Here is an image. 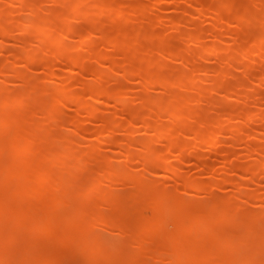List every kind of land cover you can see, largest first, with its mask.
I'll return each instance as SVG.
<instances>
[{
	"label": "rangeland",
	"instance_id": "obj_1",
	"mask_svg": "<svg viewBox=\"0 0 264 264\" xmlns=\"http://www.w3.org/2000/svg\"><path fill=\"white\" fill-rule=\"evenodd\" d=\"M99 5L108 9V19L98 21ZM56 100L57 112L51 108ZM0 105L6 107L0 114L9 116L0 131V177L14 158V141L38 134L25 156L14 159L29 174L7 180L0 198L6 192L18 200L14 188L23 181L34 186L31 172L49 151L72 153L75 165H52L55 172L64 169L66 183L56 192L54 175L49 178L48 196L60 198L51 212L56 223H46L45 235L72 230L86 249L75 254L61 243L34 254L52 250L59 257L55 264H128L125 256L132 255L134 264L264 263V0H0ZM130 111L140 115L130 119ZM47 112L52 114L45 117ZM233 127L236 132L229 131ZM245 163L256 164L257 173L236 166ZM132 193L136 209H121L120 201ZM50 200L32 197L22 205L50 209ZM86 202L89 218H77ZM156 211H164L163 220L148 228ZM207 213H217L216 220L201 228L195 217ZM109 215L121 217V225L102 218ZM185 218L191 220L186 230ZM28 222L26 216L9 228L25 233ZM255 227L252 240L262 248L230 244V237L236 243ZM190 243L201 250L181 248ZM19 248L8 249L17 260Z\"/></svg>",
	"mask_w": 264,
	"mask_h": 264
},
{
	"label": "bare ground",
	"instance_id": "obj_2",
	"mask_svg": "<svg viewBox=\"0 0 264 264\" xmlns=\"http://www.w3.org/2000/svg\"><path fill=\"white\" fill-rule=\"evenodd\" d=\"M116 4V3H115ZM114 4V5H115ZM115 6H117V5H115ZM102 7V6H101ZM100 7V5H99V7L97 8V18L99 19L98 21H100V20H102V19H108L110 16L108 15V13H107V11H108V9H106V10H103L104 8H105V6H104V4H103V7L101 8ZM107 8V7H106ZM133 8V7H132ZM215 13L218 15V17H222V14H221V12H220V9L219 8H216L215 9ZM96 18V17H95ZM94 21H96V20H94ZM1 28H4V27H1ZM3 30V33L5 32V34L7 33L5 30H7V29H2ZM75 32H77V31H75ZM2 33V34H3ZM133 41H134V39H133ZM56 49L60 52L61 51V46H59V45H57L56 46ZM63 51V50H62ZM61 51V52H62ZM243 51L246 53V52H248L249 51V45H246L244 48H243ZM18 54V53H17ZM58 54V53H57ZM59 55V54H58ZM110 55V54H109ZM56 57H58V58H60L59 56H57V55H55ZM79 56H80V54H79ZM106 57L108 56V54L107 55H105ZM33 57V56H32ZM32 57H28V59H30V58H32ZM58 58H56V59H58ZM72 59H74L75 61L78 59H76V57H71ZM80 58V57H79ZM81 58H82V56H81ZM111 58V57H110ZM109 59V58H108ZM60 60V59H59ZM80 60V59H79ZM109 60H112V58L111 59H109ZM28 61V60H27ZM78 61V60H77ZM78 62H80V61H78ZM245 67H244V70L245 71H247V70H249V64L247 63V64H245L244 65ZM101 74H100V72H98L97 71V75H95V76H100ZM23 76V75H22ZM24 77V76H23ZM22 77V78H23ZM143 77H144V79H145V75H143ZM142 77V78H143ZM21 78V79H22ZM22 80H26L25 78L24 79H22ZM225 87H226V85H224ZM227 88V87H226ZM100 92V90H97V93H99ZM101 94H102V92H100ZM99 93V94H100ZM107 93V92H106ZM105 93V94H106ZM253 96H256V95H260V93H259V91H255V93H251ZM13 100H11V102H12ZM6 102H8V103H11L10 101H7V99H6ZM6 102L4 103H2V104H6ZM16 102V101H15ZM53 103H55L53 106H51V108L54 110V111H58V109H59V107H58V102H57V100H56V102H52L51 104H53ZM12 104V103H11ZM15 105V104H14ZM8 106V105H7ZM0 107H1V105H0ZM2 109H3V107H1ZM6 108V107H5ZM4 108V109H5ZM239 108V107H238ZM3 109V110H4ZM2 110V112H4ZM242 110V109H241ZM241 110L238 112L239 114H241L242 112H241ZM1 111V110H0ZM47 111L48 112H50L48 109H47ZM48 112H47V114H45L46 116L45 117H48V116H50V114H52V112L51 113H49L48 114ZM241 112V113H240ZM244 112V111H243ZM94 113H95V111H90L89 112V115H94ZM130 113V119H134L135 117H138L140 114H139V112H135V111H130L129 112ZM237 113V114H238ZM238 114V116L240 117V115ZM245 114L244 113H242L241 114V116H243V117H240V118H244V119H241V120H244V121H239V122H241V124L243 125L244 123H242V122H245V116H244ZM8 120H9V116L7 115V116H5V115H2V114H0V131H1V128L3 129V127L8 123ZM217 124H219V126H221V123L220 122H217ZM145 125H147V124H145ZM224 125H222L221 127H223ZM108 127V126H107ZM238 127V126H237ZM237 127L235 128V127H233V128H231L229 131L230 132H236L237 131ZM224 128V127H223ZM224 129H226V128H224ZM88 130V129H87ZM236 130V131H235ZM162 130H159V132L161 133V135H163V133L161 132ZM90 132V131H89ZM35 132H30V133H28V135H22V136H25V138L23 137V142H22V144L21 143H19V142H21V141H19L18 139H17V141H14V144L11 146V147H9V150H10V152L12 153V155H14V158H11L12 159V161H14V159H21V158H23L24 156H25V154H26V151L28 150V148H29V146L32 144V142H34V140H36L37 139V137H38V134H34ZM200 134L201 133H199V132H197V138H198V136H199V138L198 139H200ZM20 136V135H19ZM21 136V137H22ZM62 138V137H61ZM118 137H116V138H114V137H111L110 138V141L109 142H111L112 144H120L119 143V141L120 140H118L117 139ZM16 140V139H15ZM121 142V141H120ZM141 143H143V142H141ZM141 143H140V145H141ZM111 144V145H112ZM61 145V144H60ZM119 146V145H118ZM145 147H148L147 145H144ZM56 148H60V147H56ZM4 149V151H5V148H3ZM208 149V148H207ZM63 150V149H62ZM214 150V148H212V146H209V150L208 151H213ZM226 150H230V149H226ZM52 151H54V150H52ZM64 151V150H63ZM225 153H226V151H225ZM229 153V152H228ZM70 154H72V153H70ZM70 154L68 153V152H65V153H59V152H56V151H54V153H52L51 151H49L47 154L45 153V155L42 157V159H41V162H40V164H39V166H40V168H37V170H35L34 172V174H32V172H31V175H34V177H35V179L34 180H36L35 182H34V186H32V185H30V184H28V181L26 180V181H23L21 184L19 183V185H20V187H17V186H19V185H17L15 188H14V190H16L14 193H15V196L16 195H19L20 196V198L17 200V199H14L11 195H9L8 193H6V192H2L3 193V195L1 196V198H0V264H55L57 261L56 260H58L56 257H58V255L57 256H54L53 254H50V252L52 251V250H49L48 251V256H45V255H41V254H38V255H36V254H34V252H35V250L37 251V250H40V249H59V248H56L55 246H60L59 244H64L62 247H64V246H67V244H70L71 246L69 247V248H71L72 250H74V249H76V250H74V252H75V254H80V253H84V250L86 249L82 244L83 243H81V242H79V241H77L76 239H75V236L72 234V230H63V231H61V233H58V232H56L55 233V235L53 236H50V235H45V226H46V223L48 224V223H56V222H52V221H54V218H52V216H51V212H52V209L55 207L54 205H57L59 202L57 201V200H59V194L58 195H56L55 194V197H56V201L58 202H56L55 201V199H53V198H50V196H48V195H50L49 194V191H47V188H48V185H49V178L51 177V175H54L53 176V187L55 188V190H56V192H57V190L59 189V190H63L64 191V187H65V183H66V180H65V174H66V172L64 171V169H66V167L68 166V168H72V167H74L75 165L74 164H72L70 161L72 160L71 158H70ZM129 154V153H128ZM10 155V157H12L11 156V154H9ZM229 155V154H228ZM129 156H131V154L129 155ZM148 158V157H147ZM147 158H143V159H141L142 160V163H146V162H148V159ZM160 158V156L157 154L156 155V157H155V160L157 161V159L158 160H160L159 159ZM162 159V158H161ZM11 160H10V162H11V164H5V168H3V170L1 171L2 173H1V179H0V187H1V185H3V186H8V184L10 185V183L8 182V184H6L7 182V180H9V179H14V178H18L19 176L21 177L22 175H25L26 176V174L28 175L29 173H28V168H26V167H24V168H22L21 169V161H18V162H12ZM58 162L59 161V163H61V166L62 167H64V169H62V167L61 166H59V167H57L58 169L59 168H61V170L59 169L58 170V172H55L56 170H52V168H55V167H53L52 165H53V163L55 164V162ZM161 161V160H160ZM163 161V160H162ZM73 162V161H72ZM7 163V162H6ZM9 163V162H8ZM71 164V165H70ZM52 166V167H51ZM237 167H239V169L240 170H245V171H248V172H251V173H257V165L256 164H252V163H245V165H236ZM240 166H242V167H240ZM242 168V169H241ZM238 169V168H237ZM52 171L54 172V174H52ZM114 174V173H113ZM114 175H117V174H114ZM113 176V175H112ZM116 177H118V176H116ZM116 177H114L115 179H117ZM178 177V176H177ZM119 178V177H118ZM141 178V177H140ZM19 179V178H18ZM121 179V178H120ZM143 179V178H142ZM142 179H140V180H142ZM117 180H119V179H117ZM30 181H31V179H30ZM52 181H50V182H52ZM141 182V181H140ZM5 183V184H4ZM141 183H143V182H141ZM140 183V184H141ZM48 184V185H47ZM135 184H136V182H135ZM143 184H141V188L143 187L142 186ZM50 186V185H49ZM136 187H138L139 188V186L140 185H135ZM148 186V185H147ZM4 189V188H3ZM99 191H102V187H98L97 188ZM96 189V190H97ZM5 190V189H4ZM135 191H139V189L138 190H135ZM134 191V192H135ZM48 192V193H47ZM5 193V194H4ZM1 195V194H0ZM46 196V197H45ZM32 197H37V198H39V199H41V200H50V202L48 203V205H49V207H50V209H48V208H46V207H44V206H46L45 204L43 205V207L42 208H39V210L37 209V211H35V209H29L27 206V208L26 207H24L22 204H24V203H26L27 201H28V199H31ZM59 197V198H58ZM124 197V196H123ZM120 199V198H119ZM123 199V198H122ZM20 200V201H19ZM18 201V202H17ZM120 201V200H119ZM139 201V200H138ZM138 201H137V194L136 193H132V194H130V195H127V197L122 201H120V203L118 204L119 205V207L121 208V209H129V208H133V209H136V207H135V204L136 203H138ZM60 202H61V200H60ZM42 203H43V201H42ZM55 203V204H54ZM86 203H88V204H85L86 206L84 207L83 206V208L81 207V209H79V211L81 212V213H78L77 214V218L80 216V218H82V219H84V218H86V217H88V214H91L90 213V211L88 212V210H90V208L88 207V205H89V202H86ZM51 204V205H50ZM82 205H84V204H82ZM81 205V206H82ZM40 209H42V210H40ZM44 210H46V211H44ZM50 210V212H48ZM81 210H83V211H81ZM159 210V209H158ZM157 210V211H158ZM226 210V209H225ZM32 211V213H30ZM38 211H40V212H38ZM156 211V212H157ZM204 212V211H203ZM28 213H30V214H35V216H33L32 217V215L31 216H28L27 214ZM157 213H160V215L159 216H155V217H153L152 216V218L150 217L149 219L150 220H154L155 222H151V224L149 223V221H147V223H149L150 225H152L151 227H148V228H152L153 226L154 227H156L155 225H157V223H161L160 221H162L163 220V216H164V211H159V212H157ZM156 213V214H157ZM205 213V212H204ZM224 213V212H223ZM226 213V212H225ZM230 213V212H229ZM228 213V214H229ZM235 213V212H234ZM41 214H43L42 216H41ZM44 214L46 215V216H44ZM208 215H202V214H199L197 217H195V223L198 225V226H200L201 228H202V226H204V227H207V224H209L210 222H212V220H214L216 217H212L214 214H217V213H212V215L210 214V213H207ZM200 215H202V216H200ZM226 215V214H225ZM254 215V214H253ZM29 217V222L28 223H26V225H28L27 227H28V230L27 231H25V233H22L23 231H19V230H10V228L9 227H11V228H14V227H12L11 226V224L10 223H12V222H14L15 223V225L17 224V223H19L20 221L22 222L24 219H25V217ZM41 216V217H40ZM44 216V217H43ZM75 216V215H74ZM99 216V215H98ZM206 216V217H205ZM209 216V217H208ZM214 216H217V215H214ZM218 216H220L219 217V219L223 216V215H218ZM257 217H258V215H256ZM31 217V218H30ZM96 216H94V218H95ZM99 217H101V216H99ZM104 217H106V218H104ZM225 218H227V215L226 216H224ZM224 217H222V218H224ZM73 218H75V217H73ZM89 218V217H88ZM91 218V217H90ZM102 218H104L105 219V221H107V222H109V223H119V225H121V217H116V218H113V217H111L110 215H109V217L108 216H103ZM102 218H100L99 220H101ZM154 218V219H153ZM224 218V220H226ZM234 218V217H233ZM96 219H98L97 217H96ZM186 219V221H182V222H184V223H182L183 224V226L181 225V227H184V229L186 230V228L188 229L189 227H190V225H191V220L189 219V218H185ZM218 219V220H219ZM234 219H236V218H234ZM234 219H231V220H234ZM74 220H77V219H74ZM216 220V219H215ZM181 221V220H180ZM179 221V222H180ZM245 221V220H244ZM24 222H27V221H24ZM68 222H72V218H70V219H68ZM242 222V221H241ZM91 223H94V222H91ZM90 223V224H91ZM145 223V222H144ZM71 224V223H70ZM76 224V223H75ZM81 224V223H80ZM77 225L78 227V229H80V227L79 226H81V225ZM245 224V223H244ZM4 225V226H3ZM12 225L14 226V224L12 223ZM25 225V226H26ZM86 225H88V223L86 224ZM92 225V224H91ZM123 225L125 226V228L128 230V231H132V232H134L135 231V233L137 232L136 231V225L134 226V224L133 225H130V224H126V223H123ZM149 225V226H150ZM89 226V225H88ZM123 226V227H124ZM132 226V227H131ZM253 226H254V224H253ZM83 227V229H84V231H87V230H85V228H84V226H82ZM121 227V226H120ZM203 227V228H204ZM147 228V229H148ZM256 228V227H255ZM251 228V229H248L247 231H245V232H247V233H253L254 235H256V232L258 233V229L256 228ZM86 229H90L89 227L88 228H86ZM140 229H143V230H141L142 232L141 233H144V232H147V231H144V230H147L146 228H144V227H142V228H139V230ZM206 229V228H205ZM81 230H82V228H81ZM138 230V229H137ZM202 230V229H201ZM256 230V231H255ZM175 231H179V229L178 230H175ZM131 233V232H130ZM134 233V234H135ZM139 233V232H138ZM137 233V234H138ZM250 233V234H251ZM43 234V235H42ZM177 234V233H176ZM179 235H181V238H183L182 237V232H181V234H180V231H179V233H178ZM178 234L176 235V240H178L179 238L177 237L178 236ZM242 234H244V233H242ZM242 234H240V236L242 237V236H245L246 234H244V235H242ZM249 234V235H250ZM139 235V234H138ZM236 235H237V233H236ZM248 234L246 235L247 237L249 236ZM47 236V237H46ZM238 236V235H237ZM242 237V238H239V237H236V238H238V240L236 241L235 240V242L236 243H234V241H233V236H232V238L233 239H231V237L229 238L231 241H229L230 242V244L232 245V244H235V245H238V246H235V248L236 247H238L239 249H245V247H247L246 249H258L259 247H261V246H259L260 245V241L258 242V241H254V240H256V236L255 237H253L252 236V234H251V237H249V239L247 238V237ZM39 237H43V238H39ZM44 237H46V238H44ZM172 237H174V235H171V241H172ZM180 238V239H181ZM245 238V239H244ZM174 239V238H173ZM179 239V240H180ZM252 239H254V240H252ZM176 240H173V241H175L176 242ZM177 241V243H183V242H181V241ZM257 240H259V239H257ZM49 241H53V243H51V242H49ZM172 241V242H173ZM44 242V243H43ZM45 242H47V243H45ZM141 243H143V242H141ZM50 244H53L54 245V247H52L53 245H50ZM139 245L138 246H140V249H142V247H144V246H141V244L140 243H138ZM179 244V245H180ZM190 244H194V245H186V246H184V247H181V248H184V249H186L187 247L188 248H190V247H192L191 249L192 250H194L193 248H195V249H197V248H199L200 250H201V246H197V248L195 247L196 245V243H190ZM262 244V243H261ZM14 245H19L20 246V250L22 249V255L20 256V258L17 260V259H15L12 255H14V254H12L11 252H13V251H10V250H8V249H13V247H14ZM230 245V246H231ZM177 246V245H176ZM61 247V246H60ZM241 247V248H240ZM244 247V248H243ZM69 248H67L68 250H69ZM262 248V247H261ZM80 250V252L78 251V250ZM124 249H126V248H124ZM137 249H139V248H137ZM175 249H177L176 247H175ZM209 249V248H208ZM214 249V248H213ZM232 249V248H231ZM45 251H47V250H45ZM189 251H191V250H189ZM199 251V250H198ZM158 252V251H157ZM195 252H197V251H195ZM52 253V252H51ZM54 253H55V251H54ZM127 253V255H129V253H131V254H134V253H132L131 251H128V252H126ZM200 252H197V254H199ZM12 254V255H11ZM65 254V253H64ZM72 254V253H71ZM124 255H125V253H123ZM130 254V255H131ZM161 254V253H160ZM67 255V254H66ZM190 256V255H189ZM16 257V256H15ZM52 257H54L55 259H53ZM124 257V256H123ZM188 257V256H187ZM17 258V257H16ZM59 258V257H58ZM125 258H129V260H127L126 262H128V264H134L135 262H133V260H134V258H133V255H132V258H133V260H132V258L131 257H126L125 256ZM124 258V259H125ZM131 258V259H130ZM72 260H73V258H72ZM85 260V259H84ZM79 261H83V259L82 260H78V262ZM90 261H93L92 259H90L89 261H87L86 262V264H90ZM131 261V262H130ZM174 261V260H173ZM236 261H238V262H236ZM236 261H234V262H232V261H230L231 263H227V262H229V261H227V262H224V263H222V264H250L248 261H246V260H243V261H239V260H236ZM73 262H75V261H73ZM177 262L178 263H181V261H180V258H177ZM176 262V263H177ZM81 262H79L78 264H80ZM83 263L85 264V261H83ZM195 263V262H194ZM203 263V262H202ZM75 264H77V263H75ZM100 264H114V262H111V261H107V262H104V263H100ZM117 264H122L121 263V260L119 261V263H117ZM139 264H142V263H139ZM169 264H171V263H169ZM192 264V263H191ZM199 264H201V263H199ZM206 264V263H205ZM214 264H218V263H214ZM261 264H264V263H261Z\"/></svg>",
	"mask_w": 264,
	"mask_h": 264
}]
</instances>
